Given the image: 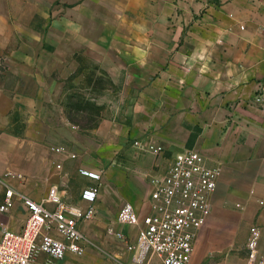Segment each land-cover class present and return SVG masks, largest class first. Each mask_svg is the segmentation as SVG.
Returning a JSON list of instances; mask_svg holds the SVG:
<instances>
[{"label":"crops","instance_id":"1","mask_svg":"<svg viewBox=\"0 0 264 264\" xmlns=\"http://www.w3.org/2000/svg\"><path fill=\"white\" fill-rule=\"evenodd\" d=\"M38 13L44 30L66 26L67 41H93L77 27L99 21L102 69L124 78L133 94L123 110L102 115L90 130L45 108L42 96L40 128L39 118L30 115L16 135L8 117H0V177L24 174L25 182L10 179L7 185L38 202L57 186L73 206H85L84 190L99 186L96 217L79 223L92 238L107 234L125 202L140 218L148 215L151 180L165 175L177 154L195 150L221 176L207 224L195 233L192 264H250L231 251L245 238L248 243L254 230L264 251V0H0V47L38 35ZM20 100L31 103L28 96ZM148 145L165 150L157 157ZM59 147L66 151L54 152ZM5 191L0 185V203ZM27 218L20 203L0 213V236L2 226L20 231ZM115 230L135 241V229ZM116 240L100 241L101 253L88 249L82 258L68 256L57 264H135L126 244ZM140 264L162 263L148 255Z\"/></svg>","mask_w":264,"mask_h":264},{"label":"built area","instance_id":"2","mask_svg":"<svg viewBox=\"0 0 264 264\" xmlns=\"http://www.w3.org/2000/svg\"><path fill=\"white\" fill-rule=\"evenodd\" d=\"M53 150L56 153L66 151L64 147ZM164 150L162 145L147 147V151L157 157ZM81 173L94 181L101 179L99 173ZM6 176L26 181L23 174L7 173ZM220 176L221 171L209 167L201 153L186 150L177 154L167 173L151 180V212L140 218L131 203H123L108 234L126 244L127 250L134 255L135 264H140L148 255L156 256L162 264H192L195 233L207 224L211 215L210 197ZM98 193L99 186L89 187L82 193L86 205L73 206L63 199L57 186L50 187L46 199L38 202L6 184L0 213H9L20 203L28 218L20 231L1 227L0 264H57L68 256L84 257L89 241L79 223L96 217ZM116 225L135 229V241L129 243L123 231L115 230ZM260 239V231L254 230L246 245L250 264H264Z\"/></svg>","mask_w":264,"mask_h":264},{"label":"rangeland","instance_id":"3","mask_svg":"<svg viewBox=\"0 0 264 264\" xmlns=\"http://www.w3.org/2000/svg\"><path fill=\"white\" fill-rule=\"evenodd\" d=\"M50 12L52 17L53 12ZM39 13L33 23V29L38 35L23 36L26 39L24 42H9L0 47V117H8L10 122L8 129L16 135L23 133L26 126L25 117L30 115L39 118L40 128L42 96L48 100L45 108H50L55 114L63 116L80 130L94 129L99 125L102 115L123 110L127 99L133 94L122 83L124 78L118 79L108 75L102 69L101 44L95 39L101 33L100 22L97 21L90 27H77V33L87 34L93 41H67V37L64 36V33H68L67 27L62 26L59 32L54 33L52 26L44 30L40 27ZM40 32L44 34L42 40ZM53 36L60 38L61 41H54ZM115 61L109 65H113ZM21 96H28L31 103L27 105L21 102ZM11 174L22 173L13 171ZM0 179L2 181L0 185L5 189L9 180H13L6 174ZM85 235L89 241L88 249H94L98 253L102 252L97 246L100 241L116 240L108 234V230L107 234L102 235L98 232L96 237L92 238ZM244 240L239 250L231 251L233 255H238L239 260L248 259L246 238Z\"/></svg>","mask_w":264,"mask_h":264}]
</instances>
